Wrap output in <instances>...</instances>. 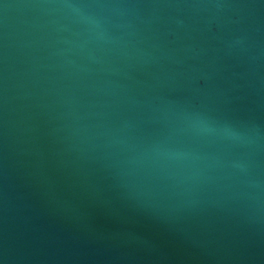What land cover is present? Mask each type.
Listing matches in <instances>:
<instances>
[{
    "label": "water",
    "instance_id": "95a60500",
    "mask_svg": "<svg viewBox=\"0 0 264 264\" xmlns=\"http://www.w3.org/2000/svg\"><path fill=\"white\" fill-rule=\"evenodd\" d=\"M0 264H264V0H0Z\"/></svg>",
    "mask_w": 264,
    "mask_h": 264
}]
</instances>
